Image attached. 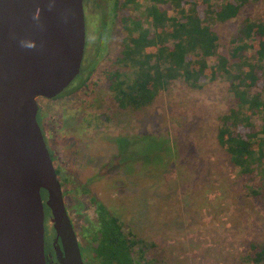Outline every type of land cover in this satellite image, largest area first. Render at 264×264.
Here are the masks:
<instances>
[{
    "label": "rangeland",
    "instance_id": "1",
    "mask_svg": "<svg viewBox=\"0 0 264 264\" xmlns=\"http://www.w3.org/2000/svg\"><path fill=\"white\" fill-rule=\"evenodd\" d=\"M85 13L89 31L94 22L86 48L96 62H86L85 52V77L77 76L58 99L38 100L50 119L48 144L60 180L68 178L62 189L80 243L90 242L87 232L98 223L89 198L95 195L154 245L157 264H247L241 252L264 242V206L245 196L217 143L218 117L228 107L225 84L216 80L195 89L173 82L147 107L121 108L105 70L124 33L111 25L106 0H86ZM263 13L257 1L216 25L221 51L227 53L246 17Z\"/></svg>",
    "mask_w": 264,
    "mask_h": 264
},
{
    "label": "trees",
    "instance_id": "2",
    "mask_svg": "<svg viewBox=\"0 0 264 264\" xmlns=\"http://www.w3.org/2000/svg\"><path fill=\"white\" fill-rule=\"evenodd\" d=\"M106 1L111 25L119 24L124 33L121 49L112 56V68L105 70L117 104L137 111L173 82L202 89L221 80L228 107L218 117V146L245 196L264 206V13L242 21L227 53L221 51L215 28L236 18L248 4L264 0ZM87 52L89 62L92 48ZM56 170L60 179L63 172ZM66 179L60 181L68 187ZM43 194L46 199L47 191ZM89 198L98 223L87 232L91 245L87 257L95 264L158 263L153 244L95 195ZM240 257L247 264H264V242H251Z\"/></svg>",
    "mask_w": 264,
    "mask_h": 264
},
{
    "label": "water",
    "instance_id": "3",
    "mask_svg": "<svg viewBox=\"0 0 264 264\" xmlns=\"http://www.w3.org/2000/svg\"><path fill=\"white\" fill-rule=\"evenodd\" d=\"M86 40L85 0H0V264H53L47 207L58 263L85 264L38 100L82 73Z\"/></svg>",
    "mask_w": 264,
    "mask_h": 264
},
{
    "label": "flooded vegetation",
    "instance_id": "4",
    "mask_svg": "<svg viewBox=\"0 0 264 264\" xmlns=\"http://www.w3.org/2000/svg\"><path fill=\"white\" fill-rule=\"evenodd\" d=\"M86 1V0H85ZM90 1V0H89ZM92 1V0H91ZM99 4H100V2H96V5H95V7H97V6H99ZM94 22H91V31H89V28H88V26H87V40H86V45L88 44V37H89V35L90 34H93L94 32V28H93V24ZM86 24H87V22H86ZM95 27V26H94ZM87 50H88V48H86ZM87 50H85V52H87ZM84 60V59H83ZM91 62H96L95 60H90ZM89 61V62H90ZM87 65V64H86ZM90 64L88 63V65H87V67L89 66ZM91 68L92 69H94L95 68V65H94V63H92V66H91ZM85 72H86V66L84 67V65H82V73L80 74V75H78V76H81V75H83L84 77H85ZM84 80V79H83ZM81 82V81H80ZM79 82V86H81L82 85V83H80ZM64 93V91L61 93V94H59L58 96H56V97H53V98H46V97H40V98H43V99H49V100H53V99H58L62 94ZM39 115H41V117H42V123H41V121H40V119L38 118V121H39V123H40V125H41V127H42V129H43V131H44V133H45V139H46V143H47V145H48V148H49V144H48V141L51 139L50 138V129H48L47 127H46V123H49L50 122V119H49V117H46V115L44 114V112H42L41 111V108H40V110H39V113H38V117H39ZM55 140H56V137H55ZM49 150H50V148H49ZM51 152V151H50ZM52 155V154H51ZM53 157V156H52ZM47 199V198H46ZM45 199V200H46ZM47 210H48V212H47ZM49 215H48V214ZM46 214L49 216V218L51 219V215H52V213H51V211L48 209V207L46 208ZM46 218H47V216H46ZM73 222V221H72ZM50 226H51V228H52V230L54 231V232H51V235H49L48 234V230H46V236H47V243H48V250H49V253L51 252V254H52V256H53V259H51V263H53V264H59L58 263V258H57V255H56V250H55V248H54V241H55V239H56V230H55V228H54V226L53 225H51V224H49ZM74 225V224H73ZM48 236H50L51 238V241H48ZM79 239V238H78ZM79 243H80V241H79ZM80 246H81V251H82V254H83V259H84V262H85V264H95L93 261H92V259H91V256H88L87 257V253L89 252V250L91 249V245H90V242L84 247L83 245H82V243H80ZM84 250H85V252H84ZM89 254V253H88Z\"/></svg>",
    "mask_w": 264,
    "mask_h": 264
},
{
    "label": "clouds",
    "instance_id": "5",
    "mask_svg": "<svg viewBox=\"0 0 264 264\" xmlns=\"http://www.w3.org/2000/svg\"><path fill=\"white\" fill-rule=\"evenodd\" d=\"M27 46L28 47H34V44L29 43Z\"/></svg>",
    "mask_w": 264,
    "mask_h": 264
}]
</instances>
